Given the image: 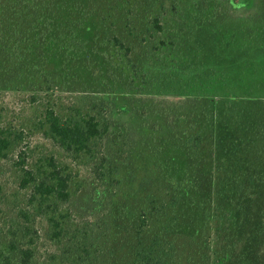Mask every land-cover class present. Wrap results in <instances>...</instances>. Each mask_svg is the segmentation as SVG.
I'll return each mask as SVG.
<instances>
[{"label": "rangeland", "instance_id": "rangeland-1", "mask_svg": "<svg viewBox=\"0 0 264 264\" xmlns=\"http://www.w3.org/2000/svg\"><path fill=\"white\" fill-rule=\"evenodd\" d=\"M48 111L108 119L100 154L64 152ZM0 131L8 264H264V0H0Z\"/></svg>", "mask_w": 264, "mask_h": 264}, {"label": "trees", "instance_id": "trees-1", "mask_svg": "<svg viewBox=\"0 0 264 264\" xmlns=\"http://www.w3.org/2000/svg\"><path fill=\"white\" fill-rule=\"evenodd\" d=\"M47 123L54 142L74 159L88 157L96 158L100 154L104 139L110 130L108 119L101 120L95 115L82 114L81 112L72 113L70 118L62 120L54 111H48ZM11 141L8 137H3L0 131V158L5 157V151L9 149ZM101 163L93 164L91 167L93 176L98 182H104L110 171H104L106 158L101 154ZM52 169L49 176L44 177L35 188L43 195L42 200H53V205L59 209L60 206L70 202L69 188L72 181V173H65V170L58 167L55 160H50ZM109 172V173H108ZM29 177V178H28ZM33 173L27 175L25 183L32 182ZM38 182V180H34ZM50 205H47V209ZM19 264H31L34 254L31 249L20 252ZM0 264H8L10 256L0 247ZM154 260L143 256L140 258L141 264H154Z\"/></svg>", "mask_w": 264, "mask_h": 264}]
</instances>
